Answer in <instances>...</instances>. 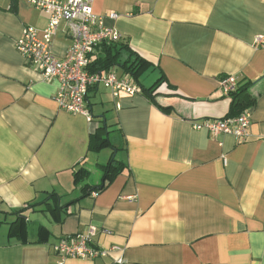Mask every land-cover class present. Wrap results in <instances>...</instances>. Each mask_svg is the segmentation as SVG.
<instances>
[{
	"label": "crops",
	"instance_id": "obj_1",
	"mask_svg": "<svg viewBox=\"0 0 264 264\" xmlns=\"http://www.w3.org/2000/svg\"><path fill=\"white\" fill-rule=\"evenodd\" d=\"M93 9L117 14L106 25L157 72L155 82L165 77L162 92L180 96L154 104L139 79L134 96L89 89L91 119L62 110L58 83L15 48L25 27L42 31L48 16L27 0H0V215L14 222L26 209V230L13 238L8 230L0 264H58L53 246L90 228L95 245L118 250L64 264H264V0H95ZM70 45L62 23L52 49L62 57ZM231 76L255 82L246 142L194 127L228 115L221 81ZM105 125L125 170L99 192L97 172L111 157L89 145ZM82 168L88 176L76 183ZM50 193L59 196L54 213L29 208Z\"/></svg>",
	"mask_w": 264,
	"mask_h": 264
},
{
	"label": "built area",
	"instance_id": "obj_2",
	"mask_svg": "<svg viewBox=\"0 0 264 264\" xmlns=\"http://www.w3.org/2000/svg\"><path fill=\"white\" fill-rule=\"evenodd\" d=\"M38 11L48 16V24L42 31L27 26L22 36L15 42L16 50L24 57L27 65L41 74L46 80L58 83L56 101L59 107L73 115H85L91 119L86 101L91 87L103 86L114 98L121 94L130 96L141 92L139 85L130 75L119 76L114 71L91 74L87 71L89 53L104 42L117 43L123 35L113 27L106 25L107 18H118L117 14L97 15L94 12L95 0H27ZM62 23L66 25V34L71 45L62 57L53 49V40ZM264 45V38H259ZM239 86L235 77L221 81V90L229 96ZM252 115L249 110L236 118L203 119L194 123L196 129H205L214 137L222 134L232 135L239 142H246ZM96 231L90 228L87 233L61 239L53 246L59 256L58 264L68 259L94 260L106 257L109 250L94 244ZM120 259L117 264H123Z\"/></svg>",
	"mask_w": 264,
	"mask_h": 264
},
{
	"label": "trees",
	"instance_id": "obj_3",
	"mask_svg": "<svg viewBox=\"0 0 264 264\" xmlns=\"http://www.w3.org/2000/svg\"><path fill=\"white\" fill-rule=\"evenodd\" d=\"M88 57L89 64L86 69L91 74L99 72L107 73L110 71H114L115 68L118 67L121 69L122 75H130L136 83H138L141 75H143L150 66V64L144 58L139 56L130 48L127 40L124 38L117 43L104 42L97 45L94 50L89 53ZM92 58L93 60H91ZM164 78V76H161L149 88H142L143 94L154 104H158L157 98L159 97L180 96V94L178 93L170 94L161 91ZM254 84L255 82L253 81H246L244 84H239L238 88L234 92L230 93L229 97L231 100V104L228 115L225 118H236L240 116L245 109L255 104L254 98L249 93L250 88ZM169 87L175 88L173 86ZM161 109L167 112L171 110L162 107ZM109 133L110 131L108 126L105 125L103 127H98L95 133L91 134L90 136L89 151L99 152L109 147L114 149V146L112 145L108 137ZM124 170L125 164L122 161L116 159L113 154L109 162L106 165L101 166L103 184L99 186L96 191H104ZM87 176V170L82 168L74 173L75 182L79 183ZM85 191L86 195L90 190L85 189ZM50 200H55L57 202V205H59V196L54 193H50L46 201L39 204H29L28 206L29 208H35L40 205H46L47 207L43 212L48 211L54 213L56 211V207H53L54 205L50 204ZM25 210H21L12 214L16 216V220L9 225V236L11 238L21 235L23 234V232H25L26 222L25 218L22 216L24 215Z\"/></svg>",
	"mask_w": 264,
	"mask_h": 264
},
{
	"label": "rangeland",
	"instance_id": "obj_4",
	"mask_svg": "<svg viewBox=\"0 0 264 264\" xmlns=\"http://www.w3.org/2000/svg\"><path fill=\"white\" fill-rule=\"evenodd\" d=\"M119 73H121V69L117 67L116 69ZM157 72L155 70H150L146 73H144L143 75H141L140 79H141V83L146 86V87H150L152 86V84H154L157 76H156ZM98 104V103H97ZM110 140L112 141V139L110 138ZM115 153V150L112 149L111 147L109 148H105L103 149V154L104 156L108 154V158L111 157V154ZM120 156H117V159H119ZM110 160V159H109ZM107 160V161H109ZM98 176L100 175L102 177V173L101 171H98ZM96 175V174H93ZM97 178V177H96ZM30 216L32 217L33 215L30 214ZM39 222L37 223V221H35V218L32 219V221L29 223V229H30V234L32 235L35 231V229H37ZM12 223V218L9 216H5L3 214L0 215V243H2L4 240H6L7 238V232L9 230V225Z\"/></svg>",
	"mask_w": 264,
	"mask_h": 264
}]
</instances>
